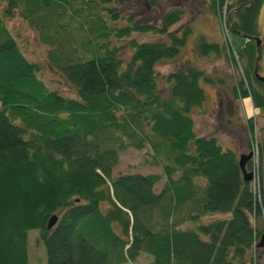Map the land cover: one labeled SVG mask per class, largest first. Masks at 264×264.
<instances>
[{
    "label": "trees",
    "instance_id": "trees-1",
    "mask_svg": "<svg viewBox=\"0 0 264 264\" xmlns=\"http://www.w3.org/2000/svg\"><path fill=\"white\" fill-rule=\"evenodd\" d=\"M142 1L152 9L166 0ZM0 3V264H27L30 231L38 232L45 264H124L141 253L148 264H264V247H253L264 228L250 222L264 223L262 144L256 199L241 179L237 153L194 129L191 114L205 102L201 84L223 80L192 64L160 77L155 71L189 39L204 59L224 58L222 43L207 42L190 26L169 31L183 16L180 7L159 14L157 26L118 14L116 0ZM262 3L210 0L207 9L216 19L223 13L228 32L248 43L227 54L241 75L231 96L249 97L256 109H264V88L254 78L261 45L253 42L260 41ZM13 17L47 47L48 68L75 98L37 77L39 65L26 60L3 26ZM144 34L157 40L131 38ZM120 41L130 50L126 60ZM144 146L146 161L164 178L158 192V175L111 177L119 152ZM51 215L57 221L47 229ZM215 215L222 218L203 222Z\"/></svg>",
    "mask_w": 264,
    "mask_h": 264
},
{
    "label": "rangeland",
    "instance_id": "rangeland-1",
    "mask_svg": "<svg viewBox=\"0 0 264 264\" xmlns=\"http://www.w3.org/2000/svg\"><path fill=\"white\" fill-rule=\"evenodd\" d=\"M166 0L150 9L142 0H116V11L118 14H131L139 21H148L160 26L156 21V17L163 11L172 8H182L183 16L178 23L173 25L169 31H178L183 26H190L194 35L197 33L204 34L206 41L209 43L222 40V15L215 19L216 25L212 26L210 33L204 31L205 25H208V15H212L209 9L210 0ZM2 4L0 3V11ZM120 26L119 23H116ZM3 26L14 40L17 48L26 58V60L36 63L40 67L37 77L45 84L47 89L53 90L61 96L75 98V90L73 87L65 83L64 79L58 73H54L49 69L46 62L47 47L42 45L33 30H31L26 22L17 17L3 18ZM257 26L260 34V59L258 60L257 73L264 78V3H262L258 17ZM221 28V30H220ZM231 48H235L240 44L247 45L244 39L228 32L226 35ZM131 38L139 41H154L155 36L144 34L135 35ZM151 39V40H149ZM120 47L123 58L126 60L130 50L126 41L115 42ZM225 48V57L217 60L210 58H197L191 51L192 43L189 39L182 49H180L177 57L171 61H163L157 64L155 71L160 76H165L173 72L181 66L192 64L206 75L214 79H222L223 83L216 86H207L201 84V88L205 93V102L201 113L193 111L191 117L194 121V129L198 136H214L222 149H230L240 154L254 149L255 144H262L264 139V109H257L254 112L251 101L248 97L240 100H234L231 96L232 86L241 80L239 69L231 64L228 60L229 49ZM240 65V64H239ZM242 67V65H240ZM158 93L161 96L166 95L167 87L163 81H158ZM246 100V101H242ZM252 126L249 131V122ZM150 156L149 149L144 146L140 150L127 148L117 155V163L112 168L111 177L117 175L140 174V175H158L160 180L154 185V192H158L164 184V178L161 175V169L157 166H151L146 161ZM203 218L204 223H208ZM253 226L264 228V223L250 217ZM261 222V223H260ZM27 239V264H45L44 250L38 241V232L30 231ZM149 257L141 253L133 262H125L124 264H148Z\"/></svg>",
    "mask_w": 264,
    "mask_h": 264
},
{
    "label": "water",
    "instance_id": "water-1",
    "mask_svg": "<svg viewBox=\"0 0 264 264\" xmlns=\"http://www.w3.org/2000/svg\"><path fill=\"white\" fill-rule=\"evenodd\" d=\"M255 46L259 45V41L258 40H253ZM254 78L255 80H257L258 82L262 83L263 88H264V78L260 77L257 73H256V69L254 70ZM263 151H264V141H263ZM251 157V153H247V154H240L238 157V168L241 174V179L243 182H249L251 179V174L249 172L246 171L245 169V165L246 163L249 161ZM57 221V217L55 215H51L47 221L46 224V228L47 229H51L55 223ZM264 246V237L261 236L259 243L257 244V247L262 248Z\"/></svg>",
    "mask_w": 264,
    "mask_h": 264
},
{
    "label": "built area",
    "instance_id": "built-area-1",
    "mask_svg": "<svg viewBox=\"0 0 264 264\" xmlns=\"http://www.w3.org/2000/svg\"><path fill=\"white\" fill-rule=\"evenodd\" d=\"M254 160H253V183H252V189L254 195L258 198L259 197V182H258V175H257V151L255 150L254 152Z\"/></svg>",
    "mask_w": 264,
    "mask_h": 264
},
{
    "label": "crops",
    "instance_id": "crops-1",
    "mask_svg": "<svg viewBox=\"0 0 264 264\" xmlns=\"http://www.w3.org/2000/svg\"><path fill=\"white\" fill-rule=\"evenodd\" d=\"M208 16H209L208 23H207L208 25H205V27L203 28L206 33H210L211 32L210 30L212 29V26L214 25V23L216 25L215 18L212 15H208ZM218 42H220V41H218ZM242 101H246V100H242ZM253 110H254V112H259L257 109H253ZM224 217H226V216H224ZM217 218H222V216L221 217L217 216V215L209 216L206 220L210 221V220L217 219Z\"/></svg>",
    "mask_w": 264,
    "mask_h": 264
}]
</instances>
